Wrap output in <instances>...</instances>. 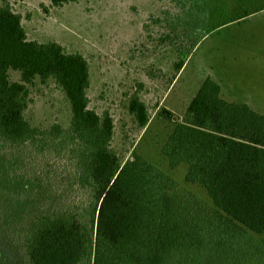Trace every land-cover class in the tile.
<instances>
[{
    "label": "trees",
    "instance_id": "trees-1",
    "mask_svg": "<svg viewBox=\"0 0 264 264\" xmlns=\"http://www.w3.org/2000/svg\"><path fill=\"white\" fill-rule=\"evenodd\" d=\"M196 33L176 48L170 84ZM49 82L68 101L66 127L25 118L32 87ZM89 86L84 56L28 40L21 15L0 4V264H264V115L207 77L174 123L161 154L209 204L139 153L124 160ZM142 87L127 105L139 130L150 120Z\"/></svg>",
    "mask_w": 264,
    "mask_h": 264
},
{
    "label": "rangeland",
    "instance_id": "rangeland-1",
    "mask_svg": "<svg viewBox=\"0 0 264 264\" xmlns=\"http://www.w3.org/2000/svg\"><path fill=\"white\" fill-rule=\"evenodd\" d=\"M3 3L21 15L28 40L55 41L85 57L89 107L111 114L112 146L124 160L139 153L211 203L201 185L185 181L184 165L169 167L161 146L207 77L221 86L223 99L246 103L264 115V0H75L60 7L49 0ZM195 33L200 39L170 84L176 48L189 44ZM139 84L150 113L141 130L127 110L129 95ZM30 96L25 118L33 126H67L70 107L53 82L38 83ZM163 109L171 112L170 118L161 115ZM258 238L264 242V236Z\"/></svg>",
    "mask_w": 264,
    "mask_h": 264
},
{
    "label": "water",
    "instance_id": "water-1",
    "mask_svg": "<svg viewBox=\"0 0 264 264\" xmlns=\"http://www.w3.org/2000/svg\"><path fill=\"white\" fill-rule=\"evenodd\" d=\"M161 112H162V115H164L167 118H170L172 115L171 112L167 111L166 109H163Z\"/></svg>",
    "mask_w": 264,
    "mask_h": 264
},
{
    "label": "crops",
    "instance_id": "crops-1",
    "mask_svg": "<svg viewBox=\"0 0 264 264\" xmlns=\"http://www.w3.org/2000/svg\"><path fill=\"white\" fill-rule=\"evenodd\" d=\"M241 20H243V18Z\"/></svg>",
    "mask_w": 264,
    "mask_h": 264
}]
</instances>
